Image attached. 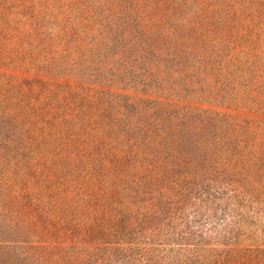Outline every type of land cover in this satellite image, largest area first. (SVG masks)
Returning <instances> with one entry per match:
<instances>
[{
	"label": "trees",
	"instance_id": "trees-1",
	"mask_svg": "<svg viewBox=\"0 0 264 264\" xmlns=\"http://www.w3.org/2000/svg\"><path fill=\"white\" fill-rule=\"evenodd\" d=\"M251 1L0 0V68L68 83L10 84L22 116L52 127L77 110L106 137L119 106L144 118L73 192L95 213L60 218L74 241L86 230L67 244L81 264H264V0ZM19 114L0 97V123ZM10 160L0 219L49 249L22 201L29 172Z\"/></svg>",
	"mask_w": 264,
	"mask_h": 264
},
{
	"label": "rangeland",
	"instance_id": "rangeland-1",
	"mask_svg": "<svg viewBox=\"0 0 264 264\" xmlns=\"http://www.w3.org/2000/svg\"><path fill=\"white\" fill-rule=\"evenodd\" d=\"M259 2L260 0H254L246 3L250 4V7H256L259 6ZM256 12L250 17H255ZM178 53L186 54V51L178 50L175 55ZM183 59L188 60L186 57ZM185 63L189 62L185 61ZM181 66L184 75L188 78L191 74L188 65L182 62ZM0 73L6 74L4 80L7 83V86L6 84L2 86L0 83V97L6 103L7 109H18L20 112L19 116L0 123V156L4 157L10 153L12 160L6 164L10 167H18L26 175L29 172L28 177H25L27 182L22 183L25 186L21 187L22 201L27 209L26 215L30 220H37L39 229L47 235L43 242L50 245V248L44 251L29 247V244L24 243L26 241H21L23 235L21 231L12 235L11 233L14 232L12 228L0 219V264H81L67 245L75 240L71 234L72 228L63 224L60 218L63 220L71 215L82 214L92 216L95 213L97 210L95 207L90 209L86 202H76V194L73 192L76 187L80 193L83 192L84 187L86 190V185H89L91 179L87 175L90 166L96 167L99 172V167L106 162L103 157L101 160L98 158L99 150L105 152L111 148L119 149L122 142L131 143L139 126L144 124V118L132 114L129 110L123 113L119 106L120 101L115 100L114 107L119 106L117 111L120 115V126L112 123V129L115 130L111 136L106 137L102 128H95L94 122L87 121V118H83L86 114H81L77 110L59 117L56 115L52 120L48 118L50 122L54 121L51 127L47 121L22 116L20 99L15 97L16 102L12 101V94H9L8 88L15 81L21 86L29 83L38 88L68 84L67 81L42 75L22 74L23 72L11 67L0 68ZM96 89L99 90L97 86ZM35 96L40 98L36 92ZM228 96L232 101L235 98L234 95ZM41 117L46 119L49 116L43 113ZM22 120H28L32 127L36 126V130L31 131L30 127L28 132L31 131V134L25 135L26 133L20 129L22 125L18 126ZM65 121H73L72 126L69 127ZM34 131L36 134H33ZM26 138L29 139L30 145L25 146ZM29 168L32 170L29 171ZM83 233L84 239L74 241L75 246L84 242L83 240L86 242V230Z\"/></svg>",
	"mask_w": 264,
	"mask_h": 264
}]
</instances>
